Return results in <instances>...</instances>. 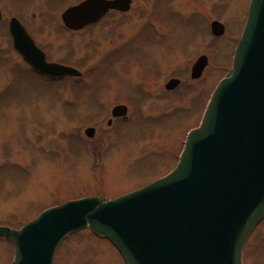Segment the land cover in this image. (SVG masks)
Here are the masks:
<instances>
[{
	"label": "rangeland",
	"instance_id": "obj_1",
	"mask_svg": "<svg viewBox=\"0 0 264 264\" xmlns=\"http://www.w3.org/2000/svg\"><path fill=\"white\" fill-rule=\"evenodd\" d=\"M249 2L133 0L129 11L79 32L39 19L51 59L83 72L61 80L34 72L0 29V226L18 228L71 199L115 198L169 173L232 66ZM214 20L224 35H213ZM201 55L209 65L193 79ZM171 78L181 80L173 91ZM120 103L129 107L126 120L111 113ZM13 253V242L0 237V264H11ZM253 260L264 264V223L245 249L244 264ZM55 264L125 262L86 228L60 245Z\"/></svg>",
	"mask_w": 264,
	"mask_h": 264
},
{
	"label": "water",
	"instance_id": "obj_2",
	"mask_svg": "<svg viewBox=\"0 0 264 264\" xmlns=\"http://www.w3.org/2000/svg\"><path fill=\"white\" fill-rule=\"evenodd\" d=\"M132 0H87L63 15L81 29ZM215 36L225 34L220 21ZM15 48L36 71L51 78L81 77L72 66L47 61L24 27L13 21ZM201 55L191 71L200 78ZM179 79L166 85L174 89ZM117 105L114 117L127 116ZM89 137L95 128L86 129ZM264 217V0H251L233 66L215 89L202 121L187 136L174 170L116 198L89 196L50 207L19 229L0 226L12 239V264H54L58 247L87 227L110 240L126 264H243L245 242Z\"/></svg>",
	"mask_w": 264,
	"mask_h": 264
},
{
	"label": "flooded vegetation",
	"instance_id": "obj_3",
	"mask_svg": "<svg viewBox=\"0 0 264 264\" xmlns=\"http://www.w3.org/2000/svg\"><path fill=\"white\" fill-rule=\"evenodd\" d=\"M85 1L87 0H43L42 4L44 8L35 9L34 4L37 3V0H0V29L4 28L8 37L10 38L11 48L15 50L13 46L12 35H11V23L13 21L20 23L24 27L27 34H29V36L32 38L34 43L46 54L47 60L49 62L62 63L60 61L51 59L49 50L38 38V29L40 28V26L37 24H34V22L39 19H41L42 21H50V22L58 21L60 28H62L63 26L68 31L79 32L89 27H92L94 25H97L99 23H102V21H104V19L111 12L117 11L119 13H123L118 10H110L109 12H107V14H105V16L101 20H99L95 24L88 25L80 30H74V29L68 28L64 23L63 15L70 8L77 7ZM31 21H33V23ZM62 64H67V63H62ZM67 65H72V64H67ZM114 119L119 120L121 118H114ZM124 119L126 120L127 118H124ZM96 130L97 129H95V133H96ZM263 223L264 221L261 224ZM259 224L249 236L245 249L248 247L250 239L252 238V236L255 234V232L261 225ZM250 264H255V261L254 260L251 261Z\"/></svg>",
	"mask_w": 264,
	"mask_h": 264
},
{
	"label": "bare ground",
	"instance_id": "obj_4",
	"mask_svg": "<svg viewBox=\"0 0 264 264\" xmlns=\"http://www.w3.org/2000/svg\"><path fill=\"white\" fill-rule=\"evenodd\" d=\"M263 221H264V219L260 222V224H261ZM260 224H259V225H260Z\"/></svg>",
	"mask_w": 264,
	"mask_h": 264
}]
</instances>
